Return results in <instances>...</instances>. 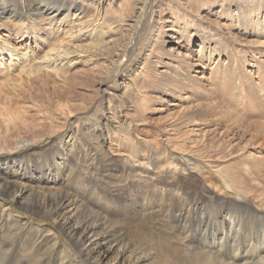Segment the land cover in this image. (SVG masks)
Returning a JSON list of instances; mask_svg holds the SVG:
<instances>
[{
  "label": "rangeland",
  "instance_id": "rangeland-1",
  "mask_svg": "<svg viewBox=\"0 0 264 264\" xmlns=\"http://www.w3.org/2000/svg\"><path fill=\"white\" fill-rule=\"evenodd\" d=\"M27 1L0 0V13L25 9ZM143 2L85 0L84 5L83 0H49L51 8L68 3L69 8L78 5L88 11L82 26L75 23L74 11L72 20L51 28L26 29L15 17L0 20L3 41L19 45L16 40L27 32L40 47L41 39L47 43L42 50L34 48L33 55L69 44L66 53L74 56L57 71L34 65L20 77H0V170L16 159L23 166L21 174L30 177L51 161L59 146L73 158L72 144L84 151L88 136L103 134L107 155L101 160L109 166L100 169L106 172L123 167L124 160L146 170L155 167L181 189L202 186L213 193L215 203L243 201L248 209L264 213V0H148L141 15ZM204 45L218 51L209 62L200 47ZM197 62L202 64L191 66ZM173 80L176 86H171ZM169 125L178 131L171 138L165 132ZM154 152L162 158L157 166ZM77 173L86 185L102 183L96 176ZM154 179L149 178L147 191L163 197L162 190H154L161 181ZM121 181V188L105 194L128 198L136 183ZM82 183L70 181L64 188L77 195L85 187ZM35 190L40 196L41 189ZM6 206L11 207L16 233L27 236L26 242L20 235L16 239L14 263L32 259L34 252L25 244L43 235L45 247L66 254L67 264H90L68 232L44 211H26L22 203L0 194V208ZM126 221L131 224L123 227V234L134 222ZM113 260L110 255L104 264Z\"/></svg>",
  "mask_w": 264,
  "mask_h": 264
},
{
  "label": "bare ground",
  "instance_id": "bare-ground-1",
  "mask_svg": "<svg viewBox=\"0 0 264 264\" xmlns=\"http://www.w3.org/2000/svg\"><path fill=\"white\" fill-rule=\"evenodd\" d=\"M143 1L139 9L141 15H145L149 5L148 0ZM83 2L84 5L88 3H85V0ZM48 3L49 0H28L25 9L16 7L17 9L2 11L0 20L15 17L21 20L18 24L26 29L30 26L34 29L39 28L38 26L51 28L55 25H65L72 20L70 12L74 11L73 19L77 25H85L88 21V11L81 10L78 5H71L69 8L68 3H65L51 8L52 3ZM159 25L158 30L162 26L160 23ZM2 26L0 24L1 30ZM21 37L16 40L19 45L3 41L0 37L2 78L28 74L29 68L34 65H39L40 70L51 72L57 71L64 61H67L66 64L73 62V54L66 53L65 47L69 44L57 45L39 57L33 55L32 50H42L47 44L44 39H38L40 47L37 45L36 36L25 32ZM29 39L34 41L35 45H22ZM71 41L68 39V42ZM215 44L218 46L217 40ZM200 47L206 54V61L209 62L217 56L215 54L218 51L212 52L207 45ZM186 59L194 58L187 56ZM86 62L89 60L84 61L85 64ZM201 64L197 62L191 66L197 65V68ZM175 81L177 80L172 81L171 86H176ZM165 132L171 138V135L176 136L178 131L177 127L169 125ZM88 137L90 143L84 151L77 150L75 144L71 145L72 150H75V159L66 153L64 145L59 146L51 161L30 177L21 174L23 166L17 164L16 159L6 164V170H0V194L9 197L12 203H22L26 211H44L57 226L68 232L90 264H104L110 255L114 260L109 264H264V213L261 210L248 209L247 202L237 200L215 203L212 199L213 193L205 187L199 186L194 190L181 189L166 181L162 176L164 172H158L155 167L149 166V170H146L143 164L137 166L128 160H124L123 167L106 172V168L100 169L109 166V161L101 160V157L107 155L106 145L102 142L103 134ZM152 155L156 156L152 161H155L156 166L159 165L157 162L161 161V156L155 152ZM74 161L83 163L72 167ZM77 170L90 174L92 178L96 176L103 184L88 182L86 185L83 175L81 172L77 173ZM153 177L154 180L161 181L159 186L154 185V190H162L163 197H154L155 192L147 191L148 180ZM18 179L22 181L19 182ZM123 179L125 183H136L131 187V192L127 193L128 198L118 199V196L105 194L109 190L121 188ZM24 180L28 182H23ZM70 181L84 182L85 184H82L85 187L77 195H73L64 188ZM163 183H168L170 187ZM36 188L41 189L40 196L36 193ZM24 199L27 200L23 202ZM231 202L236 206L241 204L242 207L239 210L236 206L230 209L233 207ZM10 210L11 207L8 206L0 208V236L4 238L0 242V264H13L18 257L15 247L20 234L16 233L15 225L11 223ZM127 219L134 220L133 226L127 234H123ZM20 236L26 242L27 236ZM54 244L53 247H56L57 241ZM25 245L28 252H34L33 258L27 257L26 262L25 257L14 264H51L54 258L55 264H67L66 254L45 247L43 235L28 239Z\"/></svg>",
  "mask_w": 264,
  "mask_h": 264
}]
</instances>
